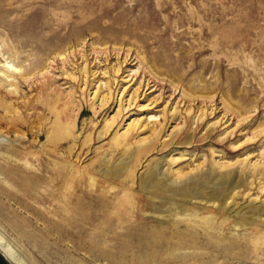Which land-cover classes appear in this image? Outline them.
<instances>
[{
	"label": "rangeland",
	"instance_id": "1",
	"mask_svg": "<svg viewBox=\"0 0 264 264\" xmlns=\"http://www.w3.org/2000/svg\"><path fill=\"white\" fill-rule=\"evenodd\" d=\"M59 50L68 53L65 59L56 56ZM7 60L26 75L10 80L16 87L0 83V152L6 158L0 159V234L18 261L264 264V239L258 237L264 211L259 221L233 225L244 214L251 221L257 215L251 207L264 205V0H0V64ZM97 79L110 80L115 92L102 107L91 97ZM139 81H149L154 91H138L127 115L144 119L164 110L166 119L141 163L113 179L97 169L100 162L112 165L133 148L114 147L118 125L107 131L102 126L122 87L131 84L125 99ZM147 129L131 139L140 142L150 135ZM212 161L218 162L216 173L234 168V176L246 178L221 210L229 215L222 230L238 232L229 236L239 247L198 248L184 221L170 225L175 232H155L171 246H138L128 238L130 224L138 237L167 214L138 185L148 166L189 171ZM64 166L69 178L63 181L58 172ZM131 181L133 188L123 190ZM78 198L76 211L99 217L73 227L70 211ZM194 200L180 199L202 210ZM106 215L113 225L105 224ZM199 236L195 240L205 237Z\"/></svg>",
	"mask_w": 264,
	"mask_h": 264
},
{
	"label": "bare ground",
	"instance_id": "2",
	"mask_svg": "<svg viewBox=\"0 0 264 264\" xmlns=\"http://www.w3.org/2000/svg\"><path fill=\"white\" fill-rule=\"evenodd\" d=\"M96 47H97V45H96ZM56 53H57L56 56L58 58H60V60L65 59L67 57V54H68L67 52L60 51V50H59V52H56ZM83 57L84 56H82V58ZM82 63H83V65L81 68L86 69L88 66L86 58L83 59ZM0 65H1L0 83L3 82L4 80L10 81V80H12V78H14L16 76H19L20 78H23L24 80H26L25 73L24 72L21 73L20 66L14 64V62H9L7 60V61H3ZM39 69L41 70V69H43V67H41ZM44 69H46V68H44ZM118 70H119V65L114 68L115 72ZM94 73L95 72L92 71V74H94ZM116 78H113L114 79L113 82L117 84ZM122 78H124V77H122ZM108 79L104 80V81H102L101 79H97V81H96L97 85H96L95 89L92 91L93 94L91 97L97 98L99 100L98 104H97L99 107L104 106L105 104H107V102H109L111 99L114 98L113 94L115 92H112V90H111L112 89V87H111L112 83H110L111 81ZM126 80H129V79L127 78ZM7 84L8 85H14L16 87V82L10 81ZM130 85H125L122 87V89L120 90L119 96L117 98V108H116L115 112L113 114H111L110 116L105 117L104 124L102 126V128H105L104 130L107 131L110 127H112V126L115 127L118 125V127L114 130V133L112 135V140H113L112 143H113L114 147H118L119 145L123 144L124 147H126V150L129 149L130 147L133 148V152H130L128 155L126 154V156L122 157L121 160H119L118 162H115L112 165L110 164L111 166L110 165L108 166L107 160L106 161L102 160V162H100V165L97 169H99L100 171L102 170L103 173H105V175H107L113 179H121L123 176L122 172H124L128 169L129 170L133 169L136 165L141 163L142 156H144L147 152L151 151L154 148L153 147L154 140L156 141L159 138L156 126L159 125V127L161 128V125H163V123L165 122V119H166V117H164L166 114V111H164V110L162 112L161 111L153 112V113L148 112L145 115L144 119H141L142 117L130 118L129 114L127 115V113L130 111V108H131L130 106H132L134 104L136 97L139 96L138 93L140 91H142V94H145L146 91H148L147 93L154 91V87L149 85V81L146 83L139 81V84L131 92H129L128 97L123 99L122 95L125 91H127L129 89ZM104 90H106V92H104ZM124 101H125V103L123 105ZM0 103H1V100H0ZM4 105H5V103H4ZM163 109H165V108L163 107ZM174 110H175V106H173L170 113L174 112ZM124 115L126 118L124 117ZM123 117H124V119H123ZM126 119H128V121H125ZM121 123L125 124V125H124L122 130L118 131L119 126H121ZM150 123L152 126H149ZM145 128H148L147 130L150 131V133H149L150 135L140 137V142H138L137 140L133 141L131 139V136L134 135L133 134L134 132L144 130ZM171 130L173 131V128ZM172 131H171V134H172ZM102 134H103L102 131L98 132L99 137ZM59 140H60V138H59ZM4 157H5L4 153L0 152V159H6ZM200 165H201L200 163H197L196 166L192 169H189V171H182L183 169H177V168L170 169L169 171H168V169L162 170L161 166H159L158 164L148 166L146 168V170L144 171V174L142 175V177L140 178V181L138 182V185H139L141 190L143 189V190L147 191L151 195V197L154 199V202L157 203L156 208L155 207L154 208L155 209H161L164 212H167V214L161 215L162 217H165V220L157 223L153 228H150V232L148 234H144L142 232V229L140 232L137 231L138 237H134L132 234V232H135L134 230L136 229V225L132 226L130 224V226H128L126 230L128 231L127 232L128 238L130 236V239L132 242L134 241L138 246H143V245L144 246H146V245L153 246L156 243L159 245L165 244L166 246H171L169 241L167 243L165 240L159 238L156 235V233L164 232L166 230V228L167 229L170 228V225H172V226L177 225L178 226L180 221H184L187 224L186 229H189L188 225L192 228L191 229L192 232H190V231L189 232L193 233V236L196 237L195 239H197L198 235H200L199 238L205 236L200 241L194 239V241L197 243L196 245L195 244L194 245L197 246L198 248H201V246L204 245L208 248H214V249H218V250L219 249L220 250H222V249L228 250V247H237L238 246L237 245L238 243H236L234 240L230 241V239L231 238L234 239V237H236V238L239 237V233L238 232L233 233L232 231H230L229 233L232 234V236L230 238L229 233H228V235H226V233L222 230L223 226L226 223H228L229 215L222 214L221 210H225L233 202V199H235V196L237 194H239L240 185L242 184L243 180H245L246 178L242 179L240 177L234 176V168H230V169L228 168L225 171L216 173L215 167L218 165V162H216V161L210 162L209 166L206 169H203V167ZM222 166H227V164H222ZM12 167H14V166H11V168ZM14 169L15 168H13V170ZM11 172H12V169H11ZM67 172H68V169L65 166H64V169H62V170H60V172H58L59 173L58 175L62 174V177H63L62 180L63 181L66 180L65 177H67V174H68ZM7 174H6V176H7ZM71 176H72V174H71ZM67 178H69V176ZM73 179H70V180L72 181ZM134 182L135 181H131V183L128 182L129 184L123 190L128 191L126 189L133 188ZM67 183L69 185V181ZM94 183H95V178L93 177V185H94ZM9 195H10V193H9ZM72 195H74L73 197H75L76 193L73 192ZM68 197H67V200H68ZM79 197H81V196H79ZM126 198H128V196H126ZM168 198H172V200H168ZM80 199L78 198L76 200L77 202H75V204H76L75 207H72V211H70V212L74 211L73 212L74 217L72 216V218L74 220L71 221V223H70L73 227L79 226L80 223L85 224V222H92L94 219L99 217V214L95 213L93 211L88 212V213L84 210L81 211V209H80V211H76L77 205H79V203H80L79 202ZM180 199H188L189 201L196 199L193 201L194 202L193 204H195V202H197V204L201 205L202 210L196 209L193 206L187 207L188 205L186 206L184 203H182L180 201ZM130 201L133 202V204L135 206L132 205V206H134L133 208H130V206H128L127 209L129 211V208H130V212H132V210L135 209V207L137 205V201H136L135 197L132 200H129V202ZM69 202H73V201L72 200L70 201V199H69ZM88 202H90V201H88ZM250 203L251 202H249V205H253ZM251 209L255 213H257V215H256V217H254V219L252 218L251 221H248L247 217H245V214H244V215L240 216L238 218V220H236L234 222L233 225L235 227L246 226V224H248L249 222L254 223V222H256V220L259 221L258 215H261V212L264 211L263 203L259 204V205H253L251 207ZM66 210H68V209H66ZM78 210H79V208H78ZM122 215H120V216L118 215L117 218L120 219V218L124 217ZM101 216H104V213H101ZM111 216H109V215L105 216L106 219L104 220V222H106L105 223L106 225L109 223L112 224L113 220H112ZM102 218H104V217H102ZM197 225L202 228V231L198 230V228L196 227ZM107 228H108V226H107ZM152 229H153V233L151 231ZM170 229H172V228H170ZM173 229H174V227H173ZM173 229H172V231L175 232V230L178 228H176L175 230H173ZM201 233L203 236H201ZM258 233H259L258 237L264 239V231L261 229H258ZM169 234H170V232H169ZM193 236H191V237H193ZM128 238H126V240ZM178 238H179V236H178ZM162 240H163V242H162ZM201 241H202V244H201ZM239 241L241 242V240H239ZM186 244L187 243L184 241L179 242V246L182 249L185 248L184 246ZM242 245L244 247V244H242ZM0 252L11 263L23 264L22 262L18 261L15 258L14 253L12 252L11 246L8 243H6L5 239L3 238V236L1 234H0ZM228 254L235 256V254H233V252H231V251L230 252L228 251L227 255Z\"/></svg>",
	"mask_w": 264,
	"mask_h": 264
},
{
	"label": "water",
	"instance_id": "3",
	"mask_svg": "<svg viewBox=\"0 0 264 264\" xmlns=\"http://www.w3.org/2000/svg\"><path fill=\"white\" fill-rule=\"evenodd\" d=\"M0 264H13L0 252Z\"/></svg>",
	"mask_w": 264,
	"mask_h": 264
}]
</instances>
